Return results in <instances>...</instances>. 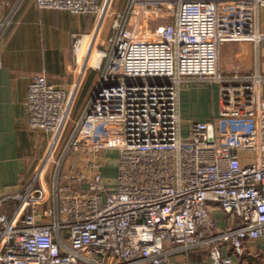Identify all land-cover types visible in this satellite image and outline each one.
Here are the masks:
<instances>
[{
  "label": "built area",
  "instance_id": "1",
  "mask_svg": "<svg viewBox=\"0 0 264 264\" xmlns=\"http://www.w3.org/2000/svg\"><path fill=\"white\" fill-rule=\"evenodd\" d=\"M34 1L94 16V26L71 37L73 68L59 78L67 89L45 74L28 84L24 129L36 161L20 188L0 196V264H167L199 247L211 264H232L227 251L242 256L264 240V76L218 70L223 42H264L256 27L264 0H129L106 41L113 0ZM148 5H166L172 21L139 34ZM89 70L97 83L63 140ZM190 82L215 85L216 113L183 134L179 94ZM106 152L115 154L110 181L101 172Z\"/></svg>",
  "mask_w": 264,
  "mask_h": 264
},
{
  "label": "crops",
  "instance_id": "2",
  "mask_svg": "<svg viewBox=\"0 0 264 264\" xmlns=\"http://www.w3.org/2000/svg\"><path fill=\"white\" fill-rule=\"evenodd\" d=\"M0 21H7L0 35L2 196L20 188L35 167V147L24 129L27 122L25 102L28 84L35 75L45 74L52 83L66 89L69 87L68 80L59 78H68L73 68L71 37L74 34L90 33L94 26V16L40 9L34 0H0ZM256 27L264 36V7L257 11ZM218 70L222 75L238 73L247 76L258 72L264 76V42H223L218 50ZM89 74L90 72L77 95L78 101L84 94L87 95L82 111L97 83L92 88H87ZM261 97L264 100V82L261 86ZM179 101L182 123L192 118L209 121L216 113L217 89H212L206 83H186L180 89ZM189 112L194 116H186L190 115ZM35 134L38 142L46 145L47 135L41 130H37ZM101 172L107 177L106 165ZM2 208L9 212L6 205ZM211 214L219 228L226 226V220L219 210L214 209ZM227 254L231 256L232 264H264V240L247 245L242 256H235L231 251H227ZM167 264H211V261L208 248L199 247L187 252H175L169 257Z\"/></svg>",
  "mask_w": 264,
  "mask_h": 264
},
{
  "label": "rangeland",
  "instance_id": "3",
  "mask_svg": "<svg viewBox=\"0 0 264 264\" xmlns=\"http://www.w3.org/2000/svg\"><path fill=\"white\" fill-rule=\"evenodd\" d=\"M129 4V0H113L112 3H111V6L108 10V14L105 18V22H104V26H103V29L101 31V35H100V40H105L111 36L113 34V31L111 30V22L113 20V18L115 17V14L114 13H121L125 11L126 7L128 6ZM147 9V12H149V14H151L150 17L148 18H145L146 20H142L140 21L141 25L138 29L139 31V34H146L148 32V30H152L154 29L155 27L157 26H160V25H163L165 23H168V22H171L172 21V11L170 10H167L166 8V5H148L146 7ZM137 9H139V6H135L134 7V11H137ZM132 18H131V21L133 22V20L135 19V15L134 14H131L130 15ZM148 19V20H147ZM108 46H109V43H107L106 45V49H108ZM101 49V46L100 47H97L95 48L94 52H96L97 50ZM90 74L88 76V80H87V88H92L95 83L97 82V79H98V72L95 71V70H89ZM212 89H214L215 85L213 84H208ZM87 95L85 96V94L83 95V98L80 97L79 101H78V97L76 99V102H75V105H74V109H73V112H72V116H71V121L69 122L68 126H67V129H66V132H65V135H64V138L63 140H65L69 133L71 132L75 122L77 121L82 109H83V102H84V98H86ZM215 103V101H214ZM190 115H186V116H194V114L192 113H188ZM189 121H194V122H197L199 120H196V119H190V120H185L183 121L184 123H182V126H184V129H183V134H185V127H186V124L187 122ZM103 152H100V154H102ZM83 155L82 152H72L71 153V156L74 157V158H77L79 159L80 156ZM107 160H108V165H106V168H107V179H109V181L111 180V178H113V176L115 175V168H114V160H115V154L112 153V152H106L105 156H104Z\"/></svg>",
  "mask_w": 264,
  "mask_h": 264
},
{
  "label": "bare ground",
  "instance_id": "4",
  "mask_svg": "<svg viewBox=\"0 0 264 264\" xmlns=\"http://www.w3.org/2000/svg\"><path fill=\"white\" fill-rule=\"evenodd\" d=\"M85 46H84V42H83L82 47L78 50L79 57H81L84 54ZM98 62H99V54L96 52L94 55H92L91 65L96 66L98 64Z\"/></svg>",
  "mask_w": 264,
  "mask_h": 264
}]
</instances>
